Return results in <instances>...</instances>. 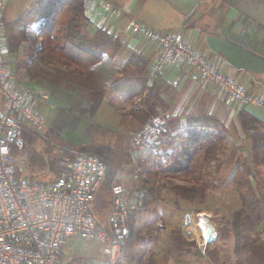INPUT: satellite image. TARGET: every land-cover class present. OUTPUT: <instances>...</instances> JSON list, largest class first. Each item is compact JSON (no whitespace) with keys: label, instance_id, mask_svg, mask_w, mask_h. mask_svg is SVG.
Instances as JSON below:
<instances>
[{"label":"rangeland","instance_id":"rangeland-1","mask_svg":"<svg viewBox=\"0 0 264 264\" xmlns=\"http://www.w3.org/2000/svg\"><path fill=\"white\" fill-rule=\"evenodd\" d=\"M38 1L10 0L4 13V23H6L7 31L11 30L13 34H18L19 30L14 25V20L34 7V5L39 3ZM109 24L111 26L110 22ZM88 38L97 45L95 51L98 53L101 51L102 56L104 53H106L105 55H110L111 53L116 55L118 53L119 47L117 43L109 41L107 37L98 34L97 36L88 35ZM27 44H31L30 41L26 42L24 49L16 55L10 56L6 53V62L12 69L9 80L11 79L16 86L21 85L25 88L37 87L52 95L51 89L53 87L50 88L47 81L42 79V76H38L41 69L42 71H47L51 66L37 59L30 61L28 54L30 55L31 53L27 49ZM135 56L129 58L130 60L134 57V64L128 67L129 69L123 70V66L119 67L118 76L114 81L103 79L100 82L97 79L101 89L103 87L107 93L113 91L111 93L112 97L109 98L111 99L110 102L118 112L128 118V121L135 122V120L142 119V121L139 120L138 126L129 133L126 146H124L125 144L118 130L101 126L94 122L87 113L81 111L83 105L81 97H77L76 93H72V90L69 91L71 93L69 94L54 88L58 92V97H61L64 101L61 99L57 101L54 95H52V100L49 98L48 108L44 110V126L37 132V137H34L33 142H31L30 151L25 152V155L32 153V150L35 149L36 152L38 151L42 156L44 155L46 159H55L62 154L61 151L63 149H66L69 152L64 154L63 167L67 159H71L80 153L81 148H99L103 154L108 155L109 162L117 167L118 172L127 177L124 183L128 189L141 190L135 185L137 173L135 176L131 175L133 171L135 172L134 164H136V160L131 159L128 154L134 153L135 144H131V136L133 132L142 126L140 124L145 120L143 112L141 111L139 114V111H137L139 104H141L142 96L137 94L135 89L132 88L135 83L137 84L138 71L143 68L144 62L139 57L135 58ZM26 68L31 69L34 74L25 76ZM32 71L30 72L32 73ZM145 71L143 72L146 73ZM84 78L87 81L85 84H88V86L96 83L95 70L93 74L88 73ZM74 94L76 96L70 97ZM129 116H134V119ZM46 140L50 141L54 146L46 145ZM185 145L186 148L184 149L191 152L188 144ZM225 146L223 142L219 146L218 152L223 153V155L221 157L217 155V160L218 163L221 162V166L215 176H212L214 173L211 174L210 180L212 182L207 185L210 191L206 193L207 196L204 200H198V198H194L192 201L183 200L172 192L167 191L164 187L166 181L187 184L186 178H178L174 174L189 164L191 153L188 154L186 152L185 156V150H182L180 151L181 156L178 153L174 154L172 161L167 165L168 169H165L167 166L164 165L161 167L158 164L160 160L155 158L144 162H139L138 160L140 169L145 166L146 169L159 173L148 180V184H153V190L151 196H147L146 202L137 211L133 230H137L141 236H146L149 233L150 235L153 234L152 236H158L159 241L151 240L149 244L146 241L144 243L136 241L133 247L134 252L143 247H147V252L157 251L158 259L160 261L162 259L161 262L163 264H252L250 259L252 254L250 253L257 251L259 248L257 243L259 234L255 229V225L262 217L263 205L257 208L248 206L253 197L250 195L251 192L245 190V186L239 182L241 179L238 178L240 169L235 166L234 151L227 148L228 144L227 147ZM122 159L125 160L122 161ZM16 161L19 168L23 171L22 175H25L27 171L23 168L22 158L16 157ZM38 161L39 159L32 166V168H35L34 171L32 170V177L40 180H49L56 177V174L51 171L48 164L43 167L39 165ZM152 164L158 165L150 167ZM129 168L130 170H128ZM162 173L165 176H162ZM111 182L107 193H104L101 187L96 194L93 207L96 217L100 221L106 218L108 212ZM101 196L103 197L102 199ZM243 203L246 204L247 210L246 215L242 218L240 234L243 236L242 245L241 250L234 253V232L226 222L232 220L234 212L243 207ZM177 205H180L179 208L181 210L176 207ZM259 214L261 215L258 216ZM203 215L207 217L208 221L204 222L210 224L213 228V241L210 243H206L202 237V220L200 221V219ZM127 248L125 245L124 255L127 253ZM72 256L81 257L75 260L76 264H91L86 257L101 258L102 254L99 246L95 243L68 239L62 245L60 258L63 261ZM123 264H126L125 258Z\"/></svg>","mask_w":264,"mask_h":264},{"label":"built area","instance_id":"built-area-1","mask_svg":"<svg viewBox=\"0 0 264 264\" xmlns=\"http://www.w3.org/2000/svg\"><path fill=\"white\" fill-rule=\"evenodd\" d=\"M9 1L0 0V264H66L73 256L61 261L58 253L68 239L97 244L102 254L99 264H123L124 241L130 233L128 214L143 192L129 190L121 172L112 179L109 208L102 222L90 210L105 178V163L97 156L76 154L49 180L31 181L16 174L19 166L11 147L22 146L25 126L35 132L42 129L49 94L9 80L12 69L6 62L4 35ZM99 3L110 18L126 15L123 7L108 0ZM127 26L132 35L157 45V55L148 67L150 75L181 65L188 80H203L240 105L264 107L263 100L249 94L221 71L218 61L207 58L179 33L157 31L130 15ZM165 118L164 112L151 116L133 132L131 144L146 151L158 147Z\"/></svg>","mask_w":264,"mask_h":264},{"label":"crops","instance_id":"crops-1","mask_svg":"<svg viewBox=\"0 0 264 264\" xmlns=\"http://www.w3.org/2000/svg\"><path fill=\"white\" fill-rule=\"evenodd\" d=\"M108 1L123 7L126 15L117 19L110 18L99 0H84L85 13L89 19L88 35L97 36L100 30H104L117 40L119 47L116 55L104 53V57H101L100 63L94 67L97 78L114 81L119 67L135 55V58L139 57L145 62V72L149 74L148 67L157 55V45L130 33L127 26L130 15L157 31L179 33L189 45L207 58L218 61L221 71L244 86L249 94L264 101V0ZM149 84L155 90L144 101L143 108L166 113L165 128L171 134L186 127L191 116L199 112L207 113L219 121L224 137L222 142L234 151L235 166L240 169L239 182L245 186V190L251 192V202L261 200L263 205V214L255 229L259 234L257 243L264 248V162L254 163L251 132L244 130L239 122L241 111L250 114L259 121V130L264 135V107L240 105L222 97L215 86L203 80H188L181 65H171L160 73L150 75ZM112 92L106 94L92 119L108 129L118 130L126 146L128 135L138 126L139 120L128 121L113 107L109 99ZM49 98L52 100V95ZM129 117L134 119V116ZM163 131L158 135V147L164 146L160 142L166 138ZM136 145L134 153H130L131 159L146 154V150ZM261 152V158H264V146ZM218 155L221 157L223 153ZM131 175L135 176V172ZM122 176V183L125 184L127 177L124 174ZM150 253L146 252L144 256L146 264L149 263ZM152 258L149 264H163L162 259H158L157 251Z\"/></svg>","mask_w":264,"mask_h":264},{"label":"trees","instance_id":"trees-1","mask_svg":"<svg viewBox=\"0 0 264 264\" xmlns=\"http://www.w3.org/2000/svg\"><path fill=\"white\" fill-rule=\"evenodd\" d=\"M38 2L39 3L34 5V7L29 9L25 14L14 20V25L19 30L18 34H13L11 30L8 32L6 23H4L6 53L10 56L16 55L24 49V44L30 41L31 44H27V49L32 54H28V56H30V61H35L37 59L51 66L47 71H42L41 69L38 76H42V79L47 81L50 88L53 87L51 89L52 95L55 96L57 101L59 99L63 100L61 97H58V92L55 91L54 88H57L58 91L68 92L69 94H71L69 91L72 90V93H76L77 97L83 99L81 111L87 113L88 116L92 118L107 91L103 87L101 89L97 80L99 78L97 77L95 80L96 83L91 86L85 84L87 81H85L86 79L84 77H86L88 73L93 74L94 67L101 61L102 52H96L95 48H97V45L94 42L92 43L88 38L87 26L89 24V19L85 13L84 0H39ZM99 34L107 37L109 41H117L104 30H100ZM133 59L125 63L123 70L129 69L128 67L134 64ZM145 69L146 64L144 62L143 68L138 71L137 84L135 83L132 86L136 93L142 96V106H140L137 111H139V114L141 111L143 112L145 120L140 125H143L150 116L158 114V111L155 112L151 108H143V101L153 95L155 90L153 85L149 84L150 75L143 72ZM30 71L32 70L26 68L25 76L34 74L33 71L32 73ZM99 80L101 82V79ZM76 95L74 94L70 97L73 98ZM134 114H136V112H134ZM139 120L142 121V119ZM166 120L167 118H165V123ZM189 120L190 122L186 127L178 129L174 134H171L169 130L165 128V123H163V134H165L166 138L160 140V142H162L164 146L153 147L151 150L144 151L146 152L145 155L140 154L137 158L134 157V161L136 160V164H134L135 175L137 173V182L135 185L141 189L140 191L143 190V196L137 197L136 206L131 208L128 214L131 230L124 241V248L125 245L128 247L127 253L124 255L126 264H146L144 263V256L147 252V247L140 248L138 251L134 252L133 247L136 241H140L141 243L146 241L147 244H149L151 240L159 241L158 236H152L153 234L150 235V233L146 234V236H141L137 230H133V223L135 222L137 211L144 205L147 196H151L153 190V184H148V180L151 177L157 176L159 173L151 169H146L145 166L140 169L138 160L139 162H144L155 158L160 160L158 164H160L161 167L162 165L167 166L172 161L173 155L178 153L179 156H181L182 154L180 151L185 150V144H188L191 152L185 150L184 155L186 156V152L188 154L191 153L189 164L183 167L181 171H177V173L174 174L178 176V178H186L187 184H177L171 181H166V183H164V187L167 191L177 195L180 199L188 201H192L194 198L204 200L207 196L206 193L210 191L207 185L212 182L210 180L211 174H216L218 169H220L217 155L220 154L218 150L224 137L220 129L219 121L213 116L203 112L193 114ZM239 122L244 130L251 132L250 137L253 142L252 155L254 163L264 162V158H261V151L264 146V135H262L259 130V121L250 114L241 111L239 113ZM37 135V132L25 126L23 128L22 146L18 148L16 146L11 147V154L19 159L22 158L24 163L23 168L27 171L25 175H22L23 171L17 168L16 174L17 176L22 175L25 179L31 181L37 179L32 177V173L35 169L32 168V166L39 159V165L44 167L48 164L51 171H53L57 177L62 168V162L65 157L64 154L69 151L63 149L61 151L62 154L55 159H46L44 155L42 156L38 151L36 152L35 149V151L32 150V153H27V155H25V152L30 151L31 142H33L34 137L36 138ZM49 144L54 146V144L46 140V145ZM79 152L97 156L104 161L105 178L98 191L102 187L103 192L107 193L110 182L118 172L117 167L109 162L108 155L103 154L99 148H81ZM128 154L130 156V153ZM158 164H152L150 167L157 166ZM140 165L142 166L141 163ZM165 169H168V166ZM163 173L162 176H165ZM215 174L212 176H215ZM96 194L90 210L94 217L100 221V219L96 217L93 207ZM102 198L101 196V199ZM260 205H262L261 200L250 201L248 204L250 208H257ZM245 206L246 204L240 209H237L232 216V220L226 222L234 232V253L241 250L243 236L240 234L242 218L246 215L247 210V206ZM176 207L179 208L180 205ZM179 209L181 210V208ZM153 253L154 251L150 253L151 255L148 258L149 263L153 261ZM58 254H60V252ZM250 254H252L250 256L252 264H264V248L261 245H259L257 251H253ZM77 258L81 257L73 256L66 264H73ZM86 258L89 259L88 262L91 264H99L101 262V258Z\"/></svg>","mask_w":264,"mask_h":264},{"label":"water","instance_id":"water-1","mask_svg":"<svg viewBox=\"0 0 264 264\" xmlns=\"http://www.w3.org/2000/svg\"><path fill=\"white\" fill-rule=\"evenodd\" d=\"M201 219L208 222L207 217L205 215H203ZM212 233H213L212 226L210 224L206 225L204 230L202 231V237L206 243H210L211 241H213Z\"/></svg>","mask_w":264,"mask_h":264},{"label":"bare ground","instance_id":"bare-ground-1","mask_svg":"<svg viewBox=\"0 0 264 264\" xmlns=\"http://www.w3.org/2000/svg\"><path fill=\"white\" fill-rule=\"evenodd\" d=\"M201 220H202V221H201ZM200 221H201V223H202V224H201V228H202V231H203L204 228H205V226L208 225V224L205 223L203 219H200Z\"/></svg>","mask_w":264,"mask_h":264}]
</instances>
